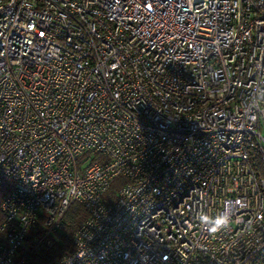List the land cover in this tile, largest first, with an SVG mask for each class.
Returning a JSON list of instances; mask_svg holds the SVG:
<instances>
[{
	"label": "built area",
	"instance_id": "built-area-1",
	"mask_svg": "<svg viewBox=\"0 0 264 264\" xmlns=\"http://www.w3.org/2000/svg\"><path fill=\"white\" fill-rule=\"evenodd\" d=\"M2 183L0 264H264V0H0Z\"/></svg>",
	"mask_w": 264,
	"mask_h": 264
},
{
	"label": "trees",
	"instance_id": "trees-1",
	"mask_svg": "<svg viewBox=\"0 0 264 264\" xmlns=\"http://www.w3.org/2000/svg\"><path fill=\"white\" fill-rule=\"evenodd\" d=\"M8 183L0 185V203L9 189ZM86 217V210L78 203L71 204L65 214L67 222L60 233L52 239L51 244L44 242L38 243L28 255L29 264H51L61 255L72 250V233L78 224ZM2 212L0 210V222L2 220ZM30 238H27L29 241Z\"/></svg>",
	"mask_w": 264,
	"mask_h": 264
},
{
	"label": "clouds",
	"instance_id": "clouds-1",
	"mask_svg": "<svg viewBox=\"0 0 264 264\" xmlns=\"http://www.w3.org/2000/svg\"><path fill=\"white\" fill-rule=\"evenodd\" d=\"M230 216L226 214H219L214 217L207 214H201L199 217V223L209 233H216L228 227L230 222Z\"/></svg>",
	"mask_w": 264,
	"mask_h": 264
},
{
	"label": "rangeland",
	"instance_id": "rangeland-1",
	"mask_svg": "<svg viewBox=\"0 0 264 264\" xmlns=\"http://www.w3.org/2000/svg\"><path fill=\"white\" fill-rule=\"evenodd\" d=\"M118 181H119V179H116V180H115V182H114V184H117V183H118Z\"/></svg>",
	"mask_w": 264,
	"mask_h": 264
},
{
	"label": "snow or ice",
	"instance_id": "snow-or-ice-1",
	"mask_svg": "<svg viewBox=\"0 0 264 264\" xmlns=\"http://www.w3.org/2000/svg\"><path fill=\"white\" fill-rule=\"evenodd\" d=\"M40 35H41V36H43V35H44V33H40Z\"/></svg>",
	"mask_w": 264,
	"mask_h": 264
}]
</instances>
